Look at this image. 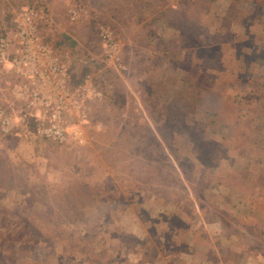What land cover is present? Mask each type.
<instances>
[{
	"label": "rangeland",
	"instance_id": "374dc122",
	"mask_svg": "<svg viewBox=\"0 0 264 264\" xmlns=\"http://www.w3.org/2000/svg\"><path fill=\"white\" fill-rule=\"evenodd\" d=\"M24 11L88 123L20 122L0 64V264H264V0H0L13 46Z\"/></svg>",
	"mask_w": 264,
	"mask_h": 264
},
{
	"label": "built area",
	"instance_id": "2783aa9c",
	"mask_svg": "<svg viewBox=\"0 0 264 264\" xmlns=\"http://www.w3.org/2000/svg\"><path fill=\"white\" fill-rule=\"evenodd\" d=\"M71 11V17H76ZM17 43L13 46L9 38L0 37V64L9 63L15 72L23 75L26 83L16 86L19 99L26 100L29 110L18 115L19 121L24 122L33 117L36 122V131L43 137L57 142L66 143L69 139L83 142V125L88 123L87 114L78 104V98L83 96L86 84L73 91L63 77L65 72L62 66L52 58L50 50L42 44L36 35L33 22V12L24 11L19 14L17 23ZM101 36L107 46L113 51L116 43L107 30H101ZM111 51V50H110ZM11 57V58H10ZM88 78V77H87ZM97 97L101 92L94 91ZM72 109H79L80 118L76 128L69 130L64 113ZM12 115L0 105V131L9 133L13 128Z\"/></svg>",
	"mask_w": 264,
	"mask_h": 264
},
{
	"label": "crops",
	"instance_id": "0c3cea01",
	"mask_svg": "<svg viewBox=\"0 0 264 264\" xmlns=\"http://www.w3.org/2000/svg\"><path fill=\"white\" fill-rule=\"evenodd\" d=\"M181 5H178V4H173V3H171V4H169V5H166L165 7H163L159 12L162 14V11H165L166 12V9L167 10H170V11H176V12H178V11H180V9H181ZM161 16L162 15H156V16H153V17H151L153 20H151V22H154V21H157V20H161ZM166 19H168V17H166ZM168 22H170L169 20H167ZM170 24V23H169ZM171 25V24H170ZM177 29L178 28H176L175 30L177 31ZM179 31H177V35H176V39H175V45H174V48L172 49V50H170V51H167V52H171V51H177V53H179V54H181V53H183V55H184V52H183V50L181 49V44L183 43V41H182V39H181V36H180V33H178ZM180 39H179V38ZM178 40H181V41H178ZM177 43H180V44H177ZM194 48V47H193ZM188 52V51H187ZM190 52V51H189ZM182 59V58H181ZM190 60L192 61V63H193V57H191L190 58ZM184 62V61H183ZM238 262V261H237ZM229 263L231 264V261H229ZM240 263H241V261H240ZM239 264V263H238Z\"/></svg>",
	"mask_w": 264,
	"mask_h": 264
}]
</instances>
